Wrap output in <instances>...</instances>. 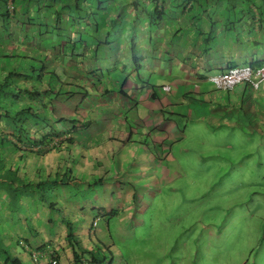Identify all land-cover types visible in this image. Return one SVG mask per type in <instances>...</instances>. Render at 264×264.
<instances>
[{
    "label": "crops",
    "instance_id": "crops-1",
    "mask_svg": "<svg viewBox=\"0 0 264 264\" xmlns=\"http://www.w3.org/2000/svg\"><path fill=\"white\" fill-rule=\"evenodd\" d=\"M108 5V13L123 20L91 28L85 22L55 23L39 9L46 28L26 16L17 25V38L0 37L11 40L8 46L28 50L8 71L28 75L34 66L43 72L40 79L34 69L27 78L15 76L19 88L37 92L23 93L15 103L38 104L50 123L32 122V132L53 137L48 148L26 154L28 178L58 182L51 188L53 205L36 195L23 197L22 213H12L0 192V239L8 248L0 247V264H10L8 257L19 264H52L53 250L57 264H92L89 253L68 241L70 233L92 252L91 231L99 241L110 236L128 247L139 243L133 250L148 254L134 234L139 223L145 224L142 206L148 212L166 191L167 204L174 206L172 219L166 217L169 228L184 220L183 199L192 196L178 192L185 185L223 182L218 174L264 165V80L257 88L240 82L232 89H215L209 80L228 68L264 64V0H167L159 8L162 20L154 24L132 0ZM35 11L32 3L28 15ZM5 73L0 68V81ZM7 132L0 122V133ZM4 153L19 164L18 152ZM107 193L121 206L109 210L88 201ZM74 213L86 227L75 230ZM203 224L209 228L210 219ZM14 245L20 250L12 253ZM73 248L81 253L79 263ZM112 248L105 249L101 264H129L122 253L116 257L117 246Z\"/></svg>",
    "mask_w": 264,
    "mask_h": 264
},
{
    "label": "rangeland",
    "instance_id": "rangeland-1",
    "mask_svg": "<svg viewBox=\"0 0 264 264\" xmlns=\"http://www.w3.org/2000/svg\"><path fill=\"white\" fill-rule=\"evenodd\" d=\"M13 9L12 24L17 26L22 20H26L28 15L21 13L22 9L18 4ZM18 32L19 28L11 30V36L16 37ZM7 35L3 33V36ZM11 43L8 39L0 41V68L2 70L9 67L15 69L17 66L15 62L19 59L18 55L21 56L22 53L28 51L21 52L20 48H16L17 43L13 45L15 48L8 46ZM5 54L7 57H3ZM21 106L23 105L20 104L19 107ZM218 178H223V182H220L221 180L218 183L213 180L208 182L212 187L207 184L192 188L185 185V189L178 191L179 193L188 192L192 196H186L183 199L184 220L169 228L166 226L170 224L171 211L174 206L167 204L166 191L157 198L158 202H152L147 206L148 212H144L145 208L142 206L143 216L140 217L145 224L140 225L139 223L138 230L134 229V234L138 241L142 242L140 246L148 249L146 251L148 254L141 250L140 252L137 249L133 250L132 245L138 246L139 243L131 242V246L128 247L120 239L117 240L110 236L102 239L103 236L99 233V229L104 228V218L100 219L101 222L96 230V235L101 238L102 244L98 242L92 231L90 240L88 237H83L81 240L85 242L88 239L90 243H97L103 249V245L111 250H113V245L117 246L116 257L122 253L121 258L126 257L129 264H153V262L160 264V256H163L165 248L169 254L164 253L162 264H264V165L252 170L246 168L237 172L218 174ZM227 179L232 180L227 181ZM143 184V181L137 184L138 187L135 188L137 192L143 191L141 190ZM97 191L102 193L105 190L98 188ZM113 192L116 191L113 190ZM110 197V193H107L105 196H92L88 198V201H92L93 205L96 203L105 208L109 207V210L121 206L122 203L118 204L116 200L114 205V199ZM191 197L194 200L191 201ZM52 199L50 197V200ZM97 200H103L106 203L100 205L102 201L97 203ZM95 211L91 213L96 215L97 211ZM197 216L201 217L200 220H196ZM78 218L76 213L70 216L73 222L76 221L73 224L76 231L87 226L85 219L78 221ZM208 219L212 226L205 228L203 223L208 222ZM0 240L2 242V239ZM94 244L92 246H98ZM206 246L210 247L207 251L204 250ZM17 248V246L11 247L9 251L13 253ZM104 253H107V250H104ZM149 255L155 256L154 259L142 262L144 259H149Z\"/></svg>",
    "mask_w": 264,
    "mask_h": 264
},
{
    "label": "trees",
    "instance_id": "trees-1",
    "mask_svg": "<svg viewBox=\"0 0 264 264\" xmlns=\"http://www.w3.org/2000/svg\"><path fill=\"white\" fill-rule=\"evenodd\" d=\"M167 0H132V3L137 8H143L148 21L151 24L157 23L162 20L164 13L159 9ZM109 0H0V28L3 33L11 36L10 28L16 29L17 26H13V7L18 4L22 9L24 15L29 14V7L33 3L36 5V11L34 15H28L29 22H36L39 25L47 27V21L40 17L39 9L46 12V17H51L55 23H63L61 21H67L65 23H71V21L80 23L85 22L89 27L94 28L98 22L110 21L113 24L118 23V21L123 20L121 16H111L108 13ZM151 4V5H149ZM147 5V6H145ZM106 11V12H105ZM105 12V13H104ZM65 15V19L64 16ZM51 19V20H52ZM55 26V25H54ZM5 35V34H4ZM132 43V47H133ZM3 57H7L5 54ZM14 58V57H13ZM136 60V59H135ZM8 68L4 70L5 76L0 81V122L6 125L7 133H0V192L8 199L10 209L12 213H22L23 209L20 204L21 198L27 197L32 198L36 195L41 201L53 205L50 202V197H52V187L55 181L48 180L44 178L42 180H31L28 178L27 167H26V154L28 153H38L39 150L48 148L53 140L48 134L35 135L32 132L34 129L32 122L39 124H46L48 127L49 119L40 113L37 108H34L33 104H26L25 106L19 107L20 104L15 102L20 99L23 93L29 96L36 94V91L29 89L19 88L16 82V75H21L23 78H27L33 73V69L36 73V78L40 79L43 72L38 68L35 69L34 66H30V74L23 75L22 73H17L8 71ZM2 126V125H1ZM49 127H51L49 125ZM32 128V129H31ZM2 130H4L2 128ZM8 133L13 136V138L8 137ZM37 147L35 150L34 148ZM15 150L18 152V163L11 161V158H5V152H11ZM45 151V150H43ZM65 180H60L59 183H65ZM70 229V227H69ZM96 238V237H95ZM97 239V238H96ZM68 241L72 247H79L82 253H89L91 255L92 264H101L107 258L108 254H103L104 249L99 247V244L92 243L93 251L84 250L75 238H72L70 233H68ZM101 243V241L98 240ZM23 243V242H22ZM19 245V242L16 241ZM102 244V243H101ZM4 246L7 250L8 248L1 242L0 247ZM40 251H44L41 247ZM54 249V246H53ZM74 249V248H73ZM95 250V251H94ZM74 259L78 263L80 262L81 253L77 250H73ZM42 254V253H41ZM102 254V255H101ZM38 256H40L38 254ZM51 263L53 260L57 264V253L51 252L49 254ZM33 259L34 262L37 260ZM10 264H19L20 261L17 258L10 259L8 257Z\"/></svg>",
    "mask_w": 264,
    "mask_h": 264
},
{
    "label": "built area",
    "instance_id": "built-area-1",
    "mask_svg": "<svg viewBox=\"0 0 264 264\" xmlns=\"http://www.w3.org/2000/svg\"><path fill=\"white\" fill-rule=\"evenodd\" d=\"M209 80L215 89H232L240 82H247L257 88L259 83L264 80V64L256 67L241 65L228 68L210 76ZM53 264H55L54 260Z\"/></svg>",
    "mask_w": 264,
    "mask_h": 264
}]
</instances>
